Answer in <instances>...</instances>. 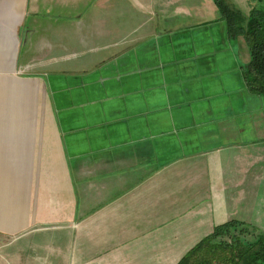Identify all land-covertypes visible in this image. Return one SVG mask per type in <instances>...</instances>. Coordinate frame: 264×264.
Here are the masks:
<instances>
[{"label": "crops", "instance_id": "1", "mask_svg": "<svg viewBox=\"0 0 264 264\" xmlns=\"http://www.w3.org/2000/svg\"><path fill=\"white\" fill-rule=\"evenodd\" d=\"M248 61L213 0H0V264H177L227 222L264 233Z\"/></svg>", "mask_w": 264, "mask_h": 264}, {"label": "trees", "instance_id": "2", "mask_svg": "<svg viewBox=\"0 0 264 264\" xmlns=\"http://www.w3.org/2000/svg\"><path fill=\"white\" fill-rule=\"evenodd\" d=\"M228 36H242L249 61L242 68L247 87L264 97V0H252L247 17L224 0H213ZM177 264H264V233L230 221L195 245Z\"/></svg>", "mask_w": 264, "mask_h": 264}, {"label": "rangeland", "instance_id": "3", "mask_svg": "<svg viewBox=\"0 0 264 264\" xmlns=\"http://www.w3.org/2000/svg\"><path fill=\"white\" fill-rule=\"evenodd\" d=\"M254 5V2L252 1V0H249V2H247V5L246 4H244V8H245V14H247L248 13V9L250 10V8L252 7ZM46 234V233H45ZM39 235V234H38ZM3 250V247H2V243H0V251H2Z\"/></svg>", "mask_w": 264, "mask_h": 264}]
</instances>
